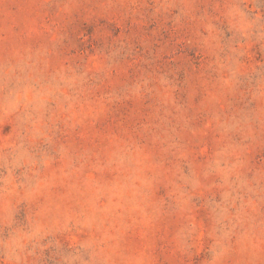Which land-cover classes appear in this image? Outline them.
Returning <instances> with one entry per match:
<instances>
[{"label": "rangeland", "instance_id": "1", "mask_svg": "<svg viewBox=\"0 0 264 264\" xmlns=\"http://www.w3.org/2000/svg\"><path fill=\"white\" fill-rule=\"evenodd\" d=\"M0 264H264V0H0Z\"/></svg>", "mask_w": 264, "mask_h": 264}]
</instances>
